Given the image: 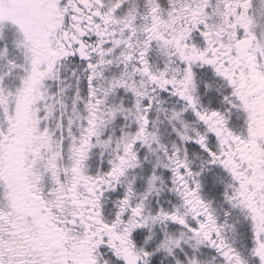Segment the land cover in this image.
<instances>
[{
  "label": "snow or ice",
  "instance_id": "6c2138e0",
  "mask_svg": "<svg viewBox=\"0 0 264 264\" xmlns=\"http://www.w3.org/2000/svg\"><path fill=\"white\" fill-rule=\"evenodd\" d=\"M0 264H264V0H0Z\"/></svg>",
  "mask_w": 264,
  "mask_h": 264
}]
</instances>
